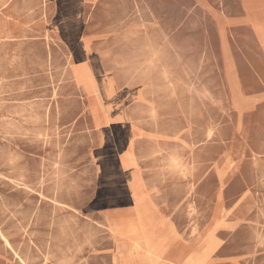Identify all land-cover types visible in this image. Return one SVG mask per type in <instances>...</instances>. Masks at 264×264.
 Returning a JSON list of instances; mask_svg holds the SVG:
<instances>
[{
    "label": "rangeland",
    "instance_id": "rangeland-1",
    "mask_svg": "<svg viewBox=\"0 0 264 264\" xmlns=\"http://www.w3.org/2000/svg\"><path fill=\"white\" fill-rule=\"evenodd\" d=\"M68 15L112 98L75 84ZM226 90L195 0H0V264H114L141 224L164 257L264 264V115L237 129Z\"/></svg>",
    "mask_w": 264,
    "mask_h": 264
},
{
    "label": "crops",
    "instance_id": "crops-1",
    "mask_svg": "<svg viewBox=\"0 0 264 264\" xmlns=\"http://www.w3.org/2000/svg\"><path fill=\"white\" fill-rule=\"evenodd\" d=\"M231 1L234 4L232 10L225 6L215 9L206 0H195L197 6L214 21L228 100L238 118L239 129L240 117L253 114L260 118L264 115V41L256 28L264 22V0ZM110 78L115 89L113 78ZM137 96V93H127L125 97L135 99ZM88 100L93 103L99 101ZM95 116L100 119L98 112ZM100 123L101 119L99 126ZM219 171L223 174L224 168Z\"/></svg>",
    "mask_w": 264,
    "mask_h": 264
},
{
    "label": "bare ground",
    "instance_id": "bare-ground-1",
    "mask_svg": "<svg viewBox=\"0 0 264 264\" xmlns=\"http://www.w3.org/2000/svg\"><path fill=\"white\" fill-rule=\"evenodd\" d=\"M77 22L78 16L68 15V19H66V27H57V31L61 33V36L70 46L74 81L88 99L93 98L103 101L104 99L112 98L114 94L112 80L103 72L102 65L92 55L89 45L83 41H79L76 37L77 31L73 24ZM256 28L260 38L264 41V22L257 25ZM74 37H76V39ZM125 96H127V94ZM99 120L100 119H97V117L95 118L97 126ZM129 148L130 143L126 145V149L128 150ZM254 156H256L255 153ZM218 177L221 189L223 187V174L221 171L218 172ZM137 181L138 180L135 177L129 178L130 186ZM220 195L221 191L219 192V196ZM139 228L140 230L138 229L137 237H135L136 230L132 229L129 233V239L133 240V237H135L132 242L133 245L130 246V253L123 259H116L114 264H203L204 256L213 249V243L210 239L209 241H206L207 245L201 253H199L200 248L198 247L195 249L177 250L173 252V255L164 257L163 252H160V243L163 237V232H157L150 226L144 224H141Z\"/></svg>",
    "mask_w": 264,
    "mask_h": 264
}]
</instances>
